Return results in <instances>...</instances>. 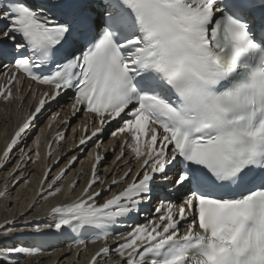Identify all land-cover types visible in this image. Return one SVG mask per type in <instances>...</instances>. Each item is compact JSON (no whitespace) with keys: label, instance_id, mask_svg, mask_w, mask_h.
I'll return each instance as SVG.
<instances>
[{"label":"snow or ice","instance_id":"obj_1","mask_svg":"<svg viewBox=\"0 0 264 264\" xmlns=\"http://www.w3.org/2000/svg\"><path fill=\"white\" fill-rule=\"evenodd\" d=\"M0 70V98H26L12 92L25 78L33 97L0 168L45 108L68 93L71 113L62 124L85 113L81 152L119 124L111 137L119 141L113 163L124 162L122 174L109 168L105 176L113 178H100L106 153L97 139L80 192L47 210L49 227L92 234L75 240L80 248L104 242L88 264H105L112 254L119 257L112 264H264V0H0ZM32 82L47 90L38 93ZM21 153L9 176L25 156L31 160V151ZM78 159L71 156L52 183L46 168L37 196L60 194L56 183ZM79 182L71 181L69 194ZM153 199L145 215L141 206ZM128 219L129 231H109ZM15 231L7 227L0 238ZM39 251L6 245L0 264Z\"/></svg>","mask_w":264,"mask_h":264},{"label":"bare ground","instance_id":"obj_2","mask_svg":"<svg viewBox=\"0 0 264 264\" xmlns=\"http://www.w3.org/2000/svg\"><path fill=\"white\" fill-rule=\"evenodd\" d=\"M34 88L35 87H33V89ZM22 96L26 98H23L22 106L19 109L16 108L18 102L12 101L9 104L5 105L4 110L0 115V154L3 152L8 138L11 136V132L18 127L21 121H23L27 112L30 110L29 102L32 101L33 97L30 91H26V87L23 88ZM57 111H60L62 113V116H65L67 113L66 110ZM59 121L50 132L46 131V123H42L35 135L29 141L27 149L32 150L33 158L35 159L34 162H26V168L23 170L25 172H30L29 182L20 184L17 187L13 188L12 196L0 201V221L11 217L17 218V222L35 218L37 215H39L44 206L53 205L60 202H67L68 200L73 199L80 192L82 184L78 183L75 187V190L70 194L68 193V186L70 182L69 178H71L72 175H76L78 172H81L80 177H83L85 181L88 179L90 169V165H88L90 161L89 152L91 151V149H89L86 155L79 160L78 164L73 166L66 174L67 180L59 185V187L63 189L60 194L55 197H49L47 200L41 203L40 201L34 199L41 175L43 173L42 165L45 160V147L51 140L54 133V128L59 124ZM77 121H81V118H78L70 125V128L68 130V138L58 146L59 152L64 153L70 148V139L74 134L77 133V131H73V129H76ZM60 129H62V127H60ZM37 136H39L40 138L38 148L33 144V141L36 140ZM112 145H114V141L111 139H106L101 144V150H109ZM37 152L39 153L38 156L36 155ZM113 161L114 156H109L101 167V177L105 178L106 181H110L113 178V175L122 174L124 170V168L121 167L120 162L114 164ZM109 168L111 169L113 175L105 176V171ZM5 178L6 177H4V179ZM39 203L40 206L37 207V204ZM30 204L34 206L29 207ZM98 248L99 246L97 244L88 245V251H90V253L96 252ZM85 256L86 252H83L77 259L75 254H69V252L64 248H59L52 255H44L43 257H41L43 258V260L38 263H35L38 258L34 257L26 259L20 264H52V262L54 261H57V264H83Z\"/></svg>","mask_w":264,"mask_h":264}]
</instances>
